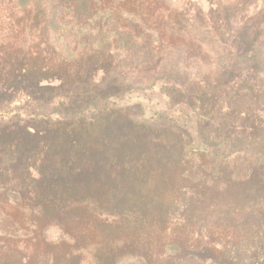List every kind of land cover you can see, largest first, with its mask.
Listing matches in <instances>:
<instances>
[{
    "label": "trees",
    "instance_id": "1",
    "mask_svg": "<svg viewBox=\"0 0 264 264\" xmlns=\"http://www.w3.org/2000/svg\"><path fill=\"white\" fill-rule=\"evenodd\" d=\"M133 1L138 0H9L12 11L5 6L1 12L10 16L12 24L38 21L52 50L65 60H78L72 72L63 63L40 66L34 63L38 57L25 62L23 51L21 63L19 59L13 64L0 62V121L19 128L24 120L38 117L48 126L88 132L96 130L103 118L123 115L128 118L127 128L189 135L192 140H163L166 146L172 143L171 147L203 159L199 169L187 166L185 154L176 163L178 176L194 185L188 197L179 196L177 221L168 222L171 210L163 212V204H145L135 197L129 206H101L91 197L74 199L62 188L56 198L50 196V185L22 190L0 183V264H256L251 251L231 255L236 262L227 258L230 250L225 251V240L218 237L216 241L219 235H213L211 209L198 211L190 200L202 190L215 191L213 209L219 201L223 207L229 203L219 195L230 196L235 209L243 207L237 199L238 185L246 196L256 185H244L251 186L250 179L264 173L263 130L245 140L215 141L207 140L203 131L214 119L211 108L216 102H211V94H224L245 83L256 65L264 70V0H258L260 9L250 14H246L247 0H218L215 9L203 17L197 15L186 26L173 13L150 11L160 0H142L153 5L142 2L138 10L131 7ZM162 1L178 8L174 0ZM237 6L244 10L237 11ZM106 48L123 53L122 63L134 76L126 86L107 88L80 78L95 67L91 58ZM110 56L107 61L112 62ZM49 79L57 84L43 83ZM18 100L23 102L17 104ZM166 103L169 110H163ZM23 125L28 130L29 124ZM112 128L92 140L118 137L120 131ZM4 140L8 136L1 132L0 171L11 169L6 164L10 159H20L21 149L13 142L5 145ZM83 143L79 142L81 149L69 163L63 162L57 170L64 183L77 170L71 166L86 160L79 158L85 151ZM6 146L9 149L4 152ZM226 172L230 175L225 183ZM256 201L249 206L257 205ZM229 214L226 219L240 216ZM40 217L47 219L41 225ZM216 242L224 245L219 257L214 254ZM260 259L264 264V256Z\"/></svg>",
    "mask_w": 264,
    "mask_h": 264
},
{
    "label": "rangeland",
    "instance_id": "2",
    "mask_svg": "<svg viewBox=\"0 0 264 264\" xmlns=\"http://www.w3.org/2000/svg\"><path fill=\"white\" fill-rule=\"evenodd\" d=\"M142 2V0L133 1L131 7L138 10ZM173 2L178 4V8L169 7L160 0L159 6H154L150 11L156 10V12H163L165 15L173 13L179 18L180 24L186 26L192 24L195 17L198 18L197 15L203 17L210 11L209 9H215L218 6L216 5L218 0H174ZM247 4L249 13L246 14L253 13L261 7L258 0H247ZM144 5L153 4L145 1ZM5 6H8L12 11L9 0H0V62L13 64L12 60L17 59H19L18 63L23 62L22 59H25V62H32L38 57L39 61L36 60L34 63L45 68L51 67V64L59 65L60 63H63L69 72L76 68L78 59L65 60L52 50L47 41L45 30H41L37 26L38 21L23 20L19 26L12 24L7 19L10 16L1 12ZM240 6L244 8V5ZM240 6H237V11L244 10ZM15 21L20 22L18 19ZM107 50H109L108 53ZM22 51L24 54L20 59ZM114 53L110 48L98 52L96 57L91 58L93 64H96L95 67L91 70L86 69V76L80 78L86 77L90 79L92 85L96 86L106 84L107 88L119 87L121 84L126 86V82H130L134 76L128 74L125 64L122 63L123 53L116 52L115 56H112ZM109 55L113 57L112 62L107 61ZM91 59L87 58V61ZM44 62L47 63L43 65ZM107 62L108 67L106 66ZM111 63L112 65H110ZM253 68L249 72L248 80L239 84L234 90L229 88L224 90V94H211V102L215 101L216 104L214 109L211 108L213 121L208 126L206 124L208 129H203L207 140H245L254 137L253 135L257 136L262 130L264 131V119L261 115L264 113V70L260 71L259 65ZM43 83L52 86L57 84L53 79L45 80ZM22 102L18 100L17 104ZM52 110L55 112V108ZM163 110H169L167 103ZM30 119V121L24 120L18 126L19 128H11V125L15 123L0 121V134L4 132L9 139L4 140L5 145L6 142H13L21 149L17 156L20 159H10L6 163L11 169L4 167V171H0V174H4L0 175V183L9 188H21L22 190L50 185L52 187L49 192L50 196L56 198L59 189L62 188V193L71 194L74 199L82 195L83 198L84 196L91 197L101 206H111L112 204L129 206L135 197L136 200H144L145 204L155 206L163 204V212L171 210L166 216L168 222L174 224L177 221L179 196L188 197L187 193L193 189L194 185L178 176L179 170L176 169L178 168L176 163L184 154L183 158L189 167L199 169L198 167L203 163V159L199 156L183 153L176 145L171 147V144L177 140H192L189 135L174 132L167 134V132L152 131L137 126L127 128L128 118L123 115L103 118L96 127L97 129L95 128L96 130L88 132L81 129L73 130L74 128L67 130L58 125L57 127L48 126L49 123L38 117ZM26 122L29 124L28 130L23 128L27 127L23 125ZM112 127H116L120 131L118 137L111 133L113 137L109 140H92L99 139L107 130L113 129ZM163 140H172V143L166 146ZM79 142H84L85 151L82 152L81 157L78 156V153L77 156L84 157L86 160L83 163L76 162L71 166V168L76 166L77 170L72 179L66 180V184L64 178L57 174V170L61 168L63 162L69 163L73 153L81 149ZM8 149L9 147L6 146L4 152ZM82 164L85 168L82 167ZM141 170L143 173L139 175ZM79 171L81 172L79 173ZM229 175V172H226L222 181L226 183ZM32 179L35 182H31ZM253 179H250L251 186L247 184L244 186L254 188L256 185V189H251L246 196L242 195L244 191L241 189V185H238L237 199L238 202L243 203V207L236 208L238 211L228 195L219 196L225 198L230 204L227 203L223 207L219 201L216 205L217 208L213 209L215 201L213 203L212 199L215 191L204 193L202 190L196 198H191L190 202L192 208L198 206V211L211 209L212 218L209 221L215 222L214 227L216 228L212 230L213 235H219L214 237L216 241L218 237L225 240V251L230 250L226 253L227 258L239 253L245 255L251 251V259H256L255 263L259 264L263 263L260 256H264V173L253 176ZM189 184H192L191 187L187 186ZM216 196L218 197V195ZM256 198L257 205L249 206V202ZM104 203L107 205H102ZM233 213L240 214L239 218L232 219L231 216L228 219L225 218L226 214ZM204 215L207 216V213ZM46 220L40 217L38 224L41 225ZM72 222L74 221L72 220ZM83 228L87 229V226L85 225ZM171 228L174 227L171 226ZM236 231H238L237 234ZM232 244L235 247H232ZM222 246H224L223 243H217V250L214 254H219L218 257L221 255L220 248ZM230 258L234 262L237 260L236 257ZM238 258L240 259L241 256Z\"/></svg>",
    "mask_w": 264,
    "mask_h": 264
},
{
    "label": "bare ground",
    "instance_id": "3",
    "mask_svg": "<svg viewBox=\"0 0 264 264\" xmlns=\"http://www.w3.org/2000/svg\"><path fill=\"white\" fill-rule=\"evenodd\" d=\"M213 200V199H212ZM221 200V199H220ZM233 203V202H232ZM209 206V205H208ZM210 210V209H209Z\"/></svg>",
    "mask_w": 264,
    "mask_h": 264
}]
</instances>
